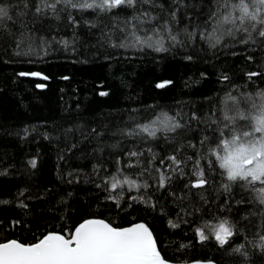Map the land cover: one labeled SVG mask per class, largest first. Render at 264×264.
<instances>
[{"label":"trees","instance_id":"1","mask_svg":"<svg viewBox=\"0 0 264 264\" xmlns=\"http://www.w3.org/2000/svg\"><path fill=\"white\" fill-rule=\"evenodd\" d=\"M226 2L139 0L109 11L59 4L55 13L45 9L37 15L33 5L39 0H0L13 16L0 29V200L9 201L0 204V242L33 243L49 231L63 234L95 218L114 227L145 223L171 263L264 264V204L256 191L228 182L208 165L214 161L213 138L228 123L223 116L258 114L253 105L264 93V38L256 32L251 39L245 32L229 35L232 25L220 23ZM13 34L22 39L20 47ZM137 36L154 47L162 40L166 50L137 43ZM249 72L259 74L250 78ZM164 81L172 83L156 88ZM161 111L184 127L159 131L155 139L124 134ZM192 113L199 119H191ZM131 151L141 155L129 157ZM173 153L188 175L169 168L171 179L160 188L156 169L170 165L166 158ZM195 160L208 179L201 189L185 187ZM113 175L135 180L139 190L125 184L111 193L123 194L118 203L107 199L103 181ZM225 183L231 191L221 187ZM220 219L234 225L229 243L220 247L210 233L199 242L193 229ZM241 244V252H234Z\"/></svg>","mask_w":264,"mask_h":264},{"label":"snow or ice","instance_id":"2","mask_svg":"<svg viewBox=\"0 0 264 264\" xmlns=\"http://www.w3.org/2000/svg\"><path fill=\"white\" fill-rule=\"evenodd\" d=\"M139 0H39V3L33 5L37 15L51 9L54 13L57 11V5L64 4L73 9H100L101 11H109L121 6H134ZM145 3H150V0H144ZM25 7H28L27 3ZM225 14L220 21L222 24H229L232 27L226 31L234 37L235 32H245L251 39L252 32L258 33L260 38H264V0H227L224 4ZM231 8V11L228 9ZM235 13V14H234ZM149 14L144 13L147 17ZM171 16L175 18L176 12L172 11ZM216 17V13L210 14L209 19ZM71 19V17H70ZM13 20L10 14L9 6L0 3V29L4 27L5 21ZM74 22V21H73ZM165 28H168L165 22ZM21 33V37H22ZM201 38H204V33H201ZM13 39L16 40V47H20L21 38H17L13 34ZM151 38L149 37V40ZM170 39L173 42L177 41L176 35H171ZM137 43H143L147 47H154L148 41H141L140 37H136ZM219 37L215 43H219ZM66 43V42H65ZM241 43H247V40H242ZM154 50L157 52L165 51L162 40L156 41ZM123 46V45H121ZM215 46V45H213ZM191 59V57H188ZM251 59V57H249ZM259 73L249 72L247 75L251 78ZM20 76H40L39 73H19ZM48 79V77H42ZM67 79V77H64ZM227 80L228 77H222ZM171 81L158 82L156 88H164ZM43 88L44 85H38ZM100 96H107L108 93L101 91ZM261 103L253 105L257 109L258 114L250 115L244 112H238L236 116L225 114L223 120L227 121L223 128L218 132V137L213 138L214 146L209 148V155L214 158L208 161L209 168L216 171L218 168L221 174L228 182L236 183L243 182L242 187L251 188L257 192V199L261 204H264V187L255 188L257 184L264 185V93H261ZM234 99V98H232ZM191 119H199L195 113H192ZM245 121L244 125L237 126L233 122L235 120ZM232 124L231 127L229 125ZM184 127L176 119L166 111H161L154 115L148 123H137L135 129H128L125 135H140L146 134L147 137L155 139L157 132H175L177 129ZM224 129H228L226 132ZM93 132L96 130L93 129ZM207 136L204 140H208ZM201 141V143L204 142ZM195 147V145H193ZM150 151V149H149ZM141 153L131 151L129 157H137ZM171 162L164 170L156 169L159 173L158 186L165 188L167 181L171 179L166 172L170 168L172 171H179L182 176L188 175L180 165L184 162L175 153L166 158ZM189 160L193 158L188 157ZM120 161L117 160V164ZM163 165L164 159L160 160ZM32 168L37 165L36 159L29 161ZM128 167H132L131 164ZM119 171V169H117ZM3 174V173H0ZM106 186L105 191L109 192L107 199L118 203V198H122L123 194L117 196L111 195L118 187L122 188L125 184L129 186V191L139 190L140 185L135 180L117 179L115 175L106 178L103 181ZM208 179L204 167L201 166L199 160H195L191 171V178L186 183L185 187L190 189H201L206 187ZM97 184V187H100ZM147 187V185H143ZM221 187L225 191H231L230 184H222ZM20 195H23L21 192ZM129 199L137 200L146 204L150 201L144 200L143 197H129ZM8 200H0V204H8ZM20 207L26 208L27 205L23 201L19 202ZM154 207V205H152ZM14 224H19V221H14ZM169 225L173 228L179 227L178 224L169 220ZM195 237L199 242L207 241L211 235L220 247H224L233 237L234 225L227 219H220L217 223H205L203 226H198L193 229ZM261 241L264 242V236H261ZM183 247V245H182ZM244 247L243 244L234 248L233 251L240 253ZM261 248H264V243H261ZM246 255V254H245ZM0 264H170L158 248V241L153 235L151 229L145 223H134L129 227H114L111 223L105 222L102 219H85L74 228L66 233L49 231L41 238L33 243H23L17 239H9L0 242ZM193 264H215L213 260L195 261Z\"/></svg>","mask_w":264,"mask_h":264},{"label":"water","instance_id":"3","mask_svg":"<svg viewBox=\"0 0 264 264\" xmlns=\"http://www.w3.org/2000/svg\"><path fill=\"white\" fill-rule=\"evenodd\" d=\"M129 227V226H128ZM170 264H193V263H171Z\"/></svg>","mask_w":264,"mask_h":264}]
</instances>
